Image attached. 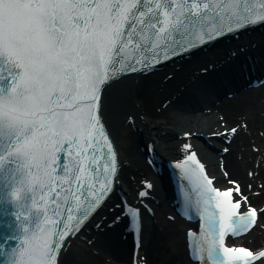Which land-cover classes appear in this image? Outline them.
Wrapping results in <instances>:
<instances>
[{
    "label": "snow or ice",
    "instance_id": "1",
    "mask_svg": "<svg viewBox=\"0 0 264 264\" xmlns=\"http://www.w3.org/2000/svg\"><path fill=\"white\" fill-rule=\"evenodd\" d=\"M259 22L264 0H0V264H91L69 254L118 186L113 85ZM183 148L176 166L187 181L182 211L200 217L199 232L187 233L197 264H264V245L228 242L264 214L253 186L244 191L227 169L218 186L193 146ZM121 204L143 248L140 209ZM130 264L148 260L137 253Z\"/></svg>",
    "mask_w": 264,
    "mask_h": 264
},
{
    "label": "bare ground",
    "instance_id": "2",
    "mask_svg": "<svg viewBox=\"0 0 264 264\" xmlns=\"http://www.w3.org/2000/svg\"><path fill=\"white\" fill-rule=\"evenodd\" d=\"M262 30L264 35V29ZM256 34L259 33L255 30L251 35L254 38ZM246 43H248L247 37H242L231 43L223 44V46L204 51V53L195 54L190 59L177 62L175 66H167L172 70L171 79L158 78L160 72L156 71L154 74L139 76L135 80L138 74L113 85L115 93L122 98L111 109L113 118L108 128L115 139L119 138L118 146L125 149L121 156L122 160L127 161L126 165L122 164L119 175L121 183L118 188L130 197L137 179L143 176L152 178L153 186L158 192L157 195L160 196L157 204L151 202L157 224H151L149 228L146 226L142 239L143 248H140V250H145L151 264L155 262L156 264L157 262L158 264H190V262H188L185 243L180 234V221L173 223L161 219L165 210L170 213L171 207L167 204L165 197H161L163 194L158 189L160 179L151 174V169L143 157L145 149L139 146L142 141L147 143L151 140L159 158L171 159L175 157L183 141L178 136L181 132L190 130L197 134H206L212 132L214 126H218L217 114L222 115L226 121L230 120L232 124L237 122L236 118L239 116L238 121L248 124L251 136L238 138L240 144H233L231 147L239 151L241 158L248 159L249 156L251 158L249 162L241 158L238 161L236 154L233 156L230 153L224 158L229 173H233L238 178L242 176L245 178L244 170L252 167V158L256 154L247 149L250 140L253 142L252 146H264V135L261 139L258 136L255 137L258 130L264 132V86L238 92L235 85L239 82L238 79L234 80L229 76H224L222 71L209 73L193 84L187 83V80L194 76V70L198 69L196 66H205L208 62L215 65L227 50L235 49V45L243 46ZM219 65L220 63L217 64ZM226 91L233 95L224 99L222 94ZM259 96H263L262 102L257 101ZM166 100H168L167 105L162 106ZM129 115L133 118V126L139 131L135 132L131 128V123H125ZM210 140L213 144L220 142L219 138ZM191 142L196 146L199 155L208 164L209 169L219 175L215 169L216 149L206 148L200 136L192 137ZM257 166L259 167H257L258 173L255 178H253V173L252 179L260 178L264 182V162ZM253 180L250 179L252 183ZM259 197L264 202V192ZM121 231V227L117 225L115 228H106L103 232L96 230L92 232L96 239L90 245L76 237L72 242L69 257H83L90 260L91 264H102L103 258L110 257L109 264H127L128 256L129 259L131 257V237L126 235L125 239L121 238ZM86 238L89 239V236ZM77 242H79L78 247ZM92 249L97 250L98 255H91Z\"/></svg>",
    "mask_w": 264,
    "mask_h": 264
},
{
    "label": "rangeland",
    "instance_id": "3",
    "mask_svg": "<svg viewBox=\"0 0 264 264\" xmlns=\"http://www.w3.org/2000/svg\"><path fill=\"white\" fill-rule=\"evenodd\" d=\"M165 74V72H162L160 74H158V78H161L163 75ZM159 104V103H158ZM158 106V105H157ZM120 156V155H119Z\"/></svg>",
    "mask_w": 264,
    "mask_h": 264
}]
</instances>
